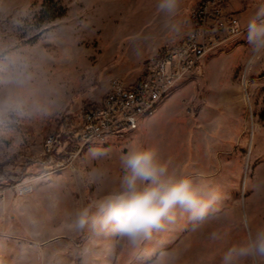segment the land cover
<instances>
[{
    "label": "rangeland",
    "instance_id": "obj_1",
    "mask_svg": "<svg viewBox=\"0 0 264 264\" xmlns=\"http://www.w3.org/2000/svg\"><path fill=\"white\" fill-rule=\"evenodd\" d=\"M203 1L181 0L177 33L157 0H0V264H159L167 254L176 264H219L244 234L242 214L264 224V60L247 69L245 39L264 0H223L241 32L211 31L219 45L156 116L78 140L84 114L114 81L135 84L196 35ZM133 139L220 191L208 219L178 213L138 246L91 222L72 227L79 210L119 189L120 156ZM91 148L107 155L93 158ZM213 232L225 238L212 241Z\"/></svg>",
    "mask_w": 264,
    "mask_h": 264
},
{
    "label": "clouds",
    "instance_id": "obj_2",
    "mask_svg": "<svg viewBox=\"0 0 264 264\" xmlns=\"http://www.w3.org/2000/svg\"><path fill=\"white\" fill-rule=\"evenodd\" d=\"M180 3L181 0H157L156 5L166 24L170 23L177 33L182 30L181 22L176 21ZM246 33L248 69L264 60V5L248 20ZM2 102L8 103L7 97ZM90 153L93 158L107 155L104 148H91ZM120 165L123 176L119 189L79 210L72 227L83 228L91 222L93 226L110 228L132 246H138L173 222L178 213L192 221L208 219L222 198L202 175L180 174L171 161L160 158L155 147H144L134 139L121 154ZM93 208L95 212L90 215ZM238 223L244 234L222 252L219 264H264V224L253 227L247 213ZM225 235L213 232L210 238L222 241ZM177 260L178 256L167 254L159 264H176Z\"/></svg>",
    "mask_w": 264,
    "mask_h": 264
},
{
    "label": "built area",
    "instance_id": "obj_3",
    "mask_svg": "<svg viewBox=\"0 0 264 264\" xmlns=\"http://www.w3.org/2000/svg\"><path fill=\"white\" fill-rule=\"evenodd\" d=\"M194 22L196 35L179 48L164 52L138 82L127 85L114 81L101 102L84 114L79 141L89 143L136 130L143 119L156 115L159 106L184 81L201 70L208 48L219 45L216 37L209 38V34L232 37L241 30L238 19L225 11L223 0L203 1L195 11Z\"/></svg>",
    "mask_w": 264,
    "mask_h": 264
},
{
    "label": "crops",
    "instance_id": "obj_4",
    "mask_svg": "<svg viewBox=\"0 0 264 264\" xmlns=\"http://www.w3.org/2000/svg\"><path fill=\"white\" fill-rule=\"evenodd\" d=\"M178 91V89L177 90H175L160 106H159V108H158V110H157V113L156 114H158V112L160 111V109H161V106H163V104H165L166 103V101L167 100H169L170 98H171V96L173 97V96H175V94H176V92ZM156 116V115H155ZM149 119H151V118H146V119H143L142 121H141V123L139 124V126L145 121V120H149Z\"/></svg>",
    "mask_w": 264,
    "mask_h": 264
},
{
    "label": "bare ground",
    "instance_id": "obj_5",
    "mask_svg": "<svg viewBox=\"0 0 264 264\" xmlns=\"http://www.w3.org/2000/svg\"><path fill=\"white\" fill-rule=\"evenodd\" d=\"M240 32H241V30H237L236 35H238ZM208 49H210V48H208Z\"/></svg>",
    "mask_w": 264,
    "mask_h": 264
},
{
    "label": "trees",
    "instance_id": "obj_6",
    "mask_svg": "<svg viewBox=\"0 0 264 264\" xmlns=\"http://www.w3.org/2000/svg\"><path fill=\"white\" fill-rule=\"evenodd\" d=\"M49 1H52V0H49ZM44 5H46V4H44ZM180 46H181V45H180ZM180 46H179V47H180ZM179 47H176V48H173V49H177V48H179Z\"/></svg>",
    "mask_w": 264,
    "mask_h": 264
}]
</instances>
